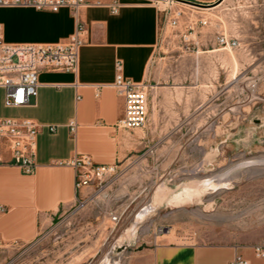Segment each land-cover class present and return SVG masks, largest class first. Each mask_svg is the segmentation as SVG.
Returning <instances> with one entry per match:
<instances>
[{"label":"rangeland","instance_id":"374dc122","mask_svg":"<svg viewBox=\"0 0 264 264\" xmlns=\"http://www.w3.org/2000/svg\"><path fill=\"white\" fill-rule=\"evenodd\" d=\"M154 61L183 127L153 135L35 241L3 246L0 264H126L163 223L174 241L264 245V0L176 9Z\"/></svg>","mask_w":264,"mask_h":264},{"label":"crops","instance_id":"0c3cea01","mask_svg":"<svg viewBox=\"0 0 264 264\" xmlns=\"http://www.w3.org/2000/svg\"><path fill=\"white\" fill-rule=\"evenodd\" d=\"M190 1L211 6L181 0H85L77 11L0 6V36L6 41L56 43L74 35L82 40L77 71L42 69L38 95L31 104L8 106L0 89V119L30 118L42 125L32 172L12 161L8 139L0 143L7 161L0 164V253L7 244L35 241L89 192L91 185L77 189L76 168L70 160L88 156L96 164L124 168L153 135L183 127L186 110L171 108L161 96L165 86L159 85L154 61L161 29L176 9L202 16L225 2ZM118 72L148 84L149 113L143 127L126 128L120 123L125 97L113 86ZM256 245L180 242L166 233L153 234L132 248L126 264H233L237 255L248 264H264Z\"/></svg>","mask_w":264,"mask_h":264},{"label":"built area","instance_id":"2783aa9c","mask_svg":"<svg viewBox=\"0 0 264 264\" xmlns=\"http://www.w3.org/2000/svg\"><path fill=\"white\" fill-rule=\"evenodd\" d=\"M85 0H0V6H26L37 9L57 11L69 7L77 11ZM116 10V8H113ZM175 22V21H174ZM221 42H227L225 36ZM82 40L74 35L67 42H9L0 36V89L5 91V103L8 106H24L31 104L32 98L38 95L40 85L39 74L42 69H59L77 71ZM120 68V65H119ZM113 86L125 97V116L120 123L126 128L143 127L148 121L149 95L148 84L134 81L118 72ZM41 124L30 118H1L0 143L4 139L10 141L13 151L12 161L22 167L25 172H32L36 166V142ZM55 130V126L50 127ZM71 129L75 125L71 124ZM7 162L0 152V164ZM76 168V187L102 182L108 175L118 170L116 165H99L88 156L74 158L69 161ZM114 220L119 215H113ZM166 224L156 228L154 235L169 232ZM256 254L264 258V245L255 246ZM242 255H237L233 264H248Z\"/></svg>","mask_w":264,"mask_h":264},{"label":"water","instance_id":"95a60500","mask_svg":"<svg viewBox=\"0 0 264 264\" xmlns=\"http://www.w3.org/2000/svg\"><path fill=\"white\" fill-rule=\"evenodd\" d=\"M181 1H184V2H187V3H191V4H194V5H198V6H211V5H205V4H201V3H197V2H194V1H190V0H181ZM223 0H218L216 3L212 4V5H216L220 2H222Z\"/></svg>","mask_w":264,"mask_h":264},{"label":"bare ground","instance_id":"6f19581e","mask_svg":"<svg viewBox=\"0 0 264 264\" xmlns=\"http://www.w3.org/2000/svg\"><path fill=\"white\" fill-rule=\"evenodd\" d=\"M224 179V178H223Z\"/></svg>","mask_w":264,"mask_h":264}]
</instances>
